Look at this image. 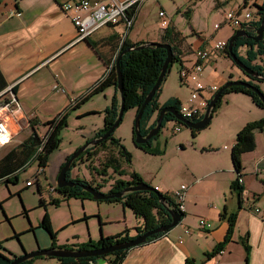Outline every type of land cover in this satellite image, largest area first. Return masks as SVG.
<instances>
[{"label":"crops","instance_id":"crops-1","mask_svg":"<svg viewBox=\"0 0 264 264\" xmlns=\"http://www.w3.org/2000/svg\"><path fill=\"white\" fill-rule=\"evenodd\" d=\"M66 1H1L0 69L7 82L6 88L15 87L13 93L27 121L35 116L41 122L47 121L62 111L69 110L70 113L73 109L81 118L93 115L94 121L86 127L87 131L77 140L82 146L88 140H92L96 132L103 128L104 111L117 94L114 86H108L93 94L88 91L105 76L108 65L115 60L123 40L127 39L133 45L160 42L166 27L156 35H149L148 32L137 29L136 24L139 23L141 12L139 10L126 37H123L126 28L121 23L105 25L86 39L78 40V30L70 14L63 9ZM203 42L199 47L187 45V50H182L183 57L191 59L194 50L207 47L209 42H206V39H203ZM241 49L247 51L245 46ZM241 49L240 54L243 55ZM219 55L222 53L217 56ZM257 60L255 63H258ZM240 70L237 77L230 75L227 81L249 80L241 68ZM89 94L90 96L84 99ZM234 94H237L235 100L247 101L243 97L247 96L246 94L241 92ZM173 98H178L177 94H165L162 83L160 104H165ZM252 102L256 104L253 99ZM232 109L233 115L237 116L234 124L235 133L248 122L257 120L249 115L264 117V112L251 109V105L249 114H245L243 107L236 110L233 106ZM236 135L231 138V146L235 142ZM118 137L121 140V136ZM255 139L256 148L242 155L244 179L242 207L238 195L231 188V183L236 178V171L230 156L226 161L225 158H217L206 170L188 168L183 178L184 185L188 186L181 222L158 239L131 248L121 264H186L188 258L201 264H244L246 251L241 240L247 234L251 247L249 264H264V219L253 211L254 206H264V131H256ZM112 146L114 145L107 143L99 155L106 153V158L115 153L117 150ZM225 149L228 147L225 146ZM74 151H61L56 158H53L55 165L65 163L67 157ZM87 163L83 162L85 166ZM94 164L97 165V160ZM255 181L258 183H254ZM38 183L49 211L40 180ZM54 199L62 201L59 208L63 209L64 206L68 208L67 213H63L64 219L60 225L55 226L54 219L51 220L52 229L57 231V245H80L90 240L97 241L101 236L118 234L126 229L130 230L131 235H135V227L143 225V218L137 217L133 210L122 202L96 201L87 198L64 199L62 195ZM0 201L2 202L0 208L3 210V214L0 215V242L6 249L20 256L24 252L52 248L50 234L40 226L45 212H41L39 218H36L38 220L34 226L29 223L19 224L13 221L15 215L20 212L21 215L25 213L29 219V214L25 212V210L29 211L27 208L29 205L25 202V206L19 204V209L12 212L8 208L6 198ZM206 203L208 207L205 206ZM224 206L229 213L237 212L232 240L226 244L224 251L206 259L205 253L211 251L226 236L229 223L228 220L220 217ZM200 217H205L212 223L210 230L200 225ZM61 229H64L63 233ZM187 229L189 232H186ZM16 234H19V237H16ZM36 262L59 264L55 258L47 257Z\"/></svg>","mask_w":264,"mask_h":264},{"label":"rangeland","instance_id":"rangeland-1","mask_svg":"<svg viewBox=\"0 0 264 264\" xmlns=\"http://www.w3.org/2000/svg\"><path fill=\"white\" fill-rule=\"evenodd\" d=\"M220 1H222L221 4ZM243 2L244 0H145L139 8L141 12L136 28L143 32H148L149 35H156L158 32H162L165 27L162 26L160 12L164 11L166 13V19L170 20L172 28L183 35V49H186L187 45L199 47L200 44L204 43L203 39L209 42L207 48H210L215 41L227 40L232 36L235 28L229 24H223L225 14L242 5ZM221 23L223 24L222 27L216 29L215 24ZM241 51L243 55H246V51L242 49ZM257 62L264 64V55L259 56ZM180 67L181 64L178 61H175L170 66L166 79L163 81L164 93L167 95L177 94L180 102L186 103L191 89L186 84H182L179 75ZM240 71V67L224 51L222 55L215 56L213 60L205 63L202 81L208 85L216 84L220 88L227 82L230 75L237 77V73ZM254 81L264 92V81ZM3 91H6V88ZM234 93L230 92L224 96L221 105L213 112L210 124L198 130L195 137L192 136L191 129L184 124L178 123L181 129L180 131H175V120L166 122L165 127L162 128L158 137L152 142L153 146L158 149L157 153H149L135 145L134 121L136 109L129 108L125 110L121 123L114 131V136H121V143L131 154V160L128 161L126 156L120 153L119 146H112L117 150L114 154L128 173L133 171L137 172L145 183L155 188L157 186L160 192L174 197V191L180 188L182 184H185L183 183V178L185 177L186 169L196 168L197 170H206L211 167L217 158H225L226 161L229 156L232 163L231 148L233 145L231 146L230 142L231 138L238 133H235L236 131L234 130L237 116L233 115V106L236 110L237 108L243 107L245 114H249L250 105L251 109L264 112V108H260L254 104L249 95L246 94L247 96H243L247 101H238L235 100L237 94ZM19 115L20 118L16 121L12 119L7 120L11 135L9 141L0 150V157L9 150L16 148L31 133L29 120L27 121L23 117L22 112ZM250 116L251 118H260L256 114H251ZM93 121V115H89L87 118H81L77 116L74 109L71 110L68 114L67 125L61 131V144L50 154L49 162L44 169L45 171L38 174L40 167L39 160L34 159L29 165L18 172V182L7 183L3 179L0 180V199L4 200L6 198L10 211L16 212L19 209V204L22 206H25V203L29 205L27 208L29 210L30 221L25 213L21 215L20 212L15 215L14 222L25 225L29 223L34 226L37 222L36 220H38L36 218H39L38 216L41 212H45L49 214L51 220L54 219L55 226L62 223L64 219L63 213L66 214L68 208L66 206L63 209L62 207L59 208L62 201L56 206L51 200L61 197L60 192L57 190V177L63 164L56 166L53 158H56L63 150L74 151L78 149V146H80L77 142L78 138L87 131L86 127L90 126V123ZM45 130L46 127H39L40 132L44 133ZM225 146L228 149H225ZM105 154L101 153V155L94 158L95 161L97 160V165H93L98 169L102 167L101 163L105 160ZM260 168H262V165ZM110 169L112 168H109L108 173L113 178H109L108 182H104V176L98 174L95 170H90L87 164L85 166L83 162L77 163L71 169V176L93 180L96 184L104 185L101 187V191L107 193L110 190V185L113 183L114 178L119 177L118 174H115ZM36 176L39 178L40 184L44 189L47 198L46 203L50 208L49 211L46 208V204H41L42 195L38 190L39 183L36 182ZM121 178L130 179V176L124 175ZM254 183H258V181ZM207 193L205 190V194ZM12 194L14 196H11ZM78 199L80 198H76V200ZM205 206L208 207L209 205L206 203ZM255 207L264 210L263 205L254 206L253 208ZM2 211L0 208V215L1 213L3 214ZM202 218L205 217H200L199 219ZM63 230H60L62 231L61 233L64 232ZM55 232L57 235V231ZM42 258L36 259L34 264H37L38 262L36 261ZM244 264H246V260Z\"/></svg>","mask_w":264,"mask_h":264},{"label":"trees","instance_id":"trees-1","mask_svg":"<svg viewBox=\"0 0 264 264\" xmlns=\"http://www.w3.org/2000/svg\"><path fill=\"white\" fill-rule=\"evenodd\" d=\"M1 1L2 0H0V3ZM261 8L263 10L264 4L261 6ZM259 15L260 17L253 24V28L251 30L246 31L249 36H254L256 30L259 28L261 24L262 11H259ZM164 31L165 32L160 42L170 44L173 51V61L168 66V70L166 73L167 76L170 66L175 61L181 62L182 50H183L182 46H184V37L179 31L172 28L170 22L169 25L164 29ZM236 31H238V29H235L234 33H236ZM234 33L232 35H234ZM131 46H133V43L131 41L127 39L123 40L115 60L108 65V69L105 73V76L103 77L99 85L96 86L90 92V94L97 93L102 91L108 86H114V88L117 91V94L113 97L112 103L104 111L105 113L104 126L101 130L96 132L94 138L100 137L104 133H106L117 120L119 109L121 106V97L119 96V92L117 90L118 72L116 68V59L123 50H126ZM244 46L247 47L245 56L240 54V48ZM233 51L247 66L254 69L259 76L264 77V64L255 63V61L259 58V56L264 55V37L260 41H254L251 37H239L233 43ZM225 52L230 57L228 45L226 46ZM166 57H167V49L162 47H151V46L145 48L133 49L125 52L122 55L120 60V69H121L123 85H124L123 96H124L125 110L129 108H135L136 114L139 112L147 95L154 87L161 74V70ZM245 75L249 77V80H247L248 82L260 88V86L254 80L262 81L261 78H255L246 73ZM166 76L163 79V81L166 79ZM6 87H7V82L0 69V92L3 91ZM11 90L15 92V87H12ZM160 92H161V86L157 90L151 101L148 103V105L145 107L144 112L142 114L141 133L143 135L148 134L149 131L156 126V118L163 107L174 106L177 110H179V105L181 102L178 98H173L167 103L161 105L159 102ZM230 92L245 93L253 99L256 105H258L261 108H264V103L253 89L244 87L242 85H233L226 88L223 91V94L221 98H219V100L217 101V104L213 109V112L216 110L218 106L221 105L224 96ZM90 94L86 95L84 99L89 97ZM68 111H62L57 115H55L52 119L43 122L39 121V119L36 116L31 117L29 119V126L31 127V133L16 148L9 150L4 156L0 158V180L3 179L7 183L18 182L19 179L18 172L21 169L25 168L27 165H29L35 158L39 160V166H42L45 169V166H47L49 162L50 154L55 149H57L61 144V131L63 127L67 125V118L69 114ZM203 116L204 114L194 119L193 121L197 122L201 120ZM170 120H176V119L171 113L168 112L164 115L162 128L166 125V122ZM40 126L46 127L44 133L39 131ZM258 130L264 131V117L254 121H250L246 125H244L238 131L235 138V142L231 148V158L236 171V178L232 181L231 188L232 191L238 195L240 207H242V202H243L242 194L244 191L243 184L239 183V176L241 175L243 176L242 155L245 152L252 151L256 148L255 132ZM161 131L162 129L160 130V132ZM197 132H198L197 129H191V133L193 137L196 136ZM158 135L147 143H136L135 133H134V142L137 147H140L149 153H157L158 149H156L153 146L152 142L154 139L158 137ZM89 141L90 140H88L87 143ZM107 143H111L114 146H119L120 153H123L128 161L131 160V154L121 143V140L115 137L113 133L107 140H103L98 145L90 146L83 153H81L80 156L73 162L72 167L68 170L67 179L77 181L80 184L91 185L92 187L101 190V187L104 185L96 184L93 180H87L79 177L75 178L71 176V169L74 166H76L77 163L88 162L87 166L90 170H95L96 172H98V174L105 177L103 179L104 182H108L109 178L110 179L113 178L108 173L109 168H112L113 172L119 175V177L114 178V181L110 186V190L107 192L109 194L117 193L126 187L144 182L143 178L137 172L133 171L127 173L114 153H112L110 156L105 158V160L101 163L102 167L100 169H98L96 166L93 165L95 161L94 158L97 157V155H99V153L102 151V149L106 146ZM71 155L67 157V160L70 158ZM64 164L65 163H63V165ZM124 175H129L130 179L121 178ZM36 181L38 183V178L36 179ZM80 184L72 187L69 186H65L62 188L57 187V190L61 193L64 199H69V198L94 199L93 195L88 191L84 190ZM38 190L40 193L42 192L40 185L38 186ZM156 191L159 192L160 194H163L167 198V202L169 204L168 207L177 209V204L171 195L164 194L157 189ZM97 201L122 202L125 206L131 208L137 217L143 218V225L135 227V231H136L135 235H131L130 230L126 229L118 234L110 235V236H101L100 239H98L97 241L90 240L80 245H57L56 232L52 229L51 219L49 214L45 213V215L41 220L40 226L50 234L52 238V248H62V249H71V250H92L102 247H108L116 243L129 241L142 233L152 231L158 228L159 226L167 225L172 221L168 207L161 202L155 191H147V190L131 191L126 193L123 197L120 198L113 197L109 199H99ZM60 202L61 200L58 199H54L52 201V203L55 204L56 206L59 205ZM1 203L2 202L0 201V204ZM41 204H45L43 198H41ZM25 212L26 214H28L27 210H25ZM182 214L184 215V213ZM220 217L222 219L228 220L229 223L228 230L224 240L217 243L211 251L205 253L206 259L216 256L217 254L224 251V247L226 246V244L232 240V236L236 227L237 212L229 213L227 207L224 206L223 210L220 213ZM165 233L166 232L155 233L150 237H148L146 242L158 239L159 237L163 236ZM16 237H19V234H16ZM241 242L246 251V256H245L246 264H249L251 247L249 245L248 234L244 238H242ZM130 249L131 248L114 251L109 254H106L105 256H86V257H78V258L48 256L47 258H55L59 262V264H98L99 258L103 257L106 259V264H121ZM17 257H18L17 255L6 249L0 242V264H9ZM42 257H46V256H37L35 258L25 260L18 264H34V261L36 259ZM186 264H201V263L196 262L194 259L188 258L186 260Z\"/></svg>","mask_w":264,"mask_h":264},{"label":"built area","instance_id":"built-area-1","mask_svg":"<svg viewBox=\"0 0 264 264\" xmlns=\"http://www.w3.org/2000/svg\"><path fill=\"white\" fill-rule=\"evenodd\" d=\"M145 0H67L63 4V9L70 17L78 30V40H83L89 37L96 30L105 25L124 24L126 32L123 37L127 36L128 31L132 28L136 15L138 14L141 4ZM264 4V0H244L243 4L228 11L225 14L223 24H229L235 29L251 30L253 24L259 19V11ZM12 14H18L12 12ZM162 18V26L167 27L169 20L166 19V13L160 12ZM215 24V28L219 29L223 25ZM228 45L227 40H217L210 48L200 47L194 50L191 59L181 58V67L179 75L182 84H186L190 89V95L186 103H180L179 113L186 119L193 121L205 113L210 99L218 91L219 86L216 84H205L202 81L205 63L213 60L215 56L225 51ZM103 77L88 91L91 92L99 85ZM21 106L17 101L11 87L6 88V91L0 93V150L6 145L10 138V126L8 119L16 121L20 118ZM11 120V121H12ZM13 121V122H14ZM175 131H180L178 121L175 120ZM37 159V158H35ZM42 166L38 169V174L42 173ZM38 177L36 176V179ZM243 176H239V183L243 184ZM186 185L182 184L180 188L174 191V200L177 204V211L184 213L186 200ZM255 214L264 219V210L255 207ZM200 225L209 230L212 228V223L205 218L200 219ZM189 232V229L186 230Z\"/></svg>","mask_w":264,"mask_h":264},{"label":"water","instance_id":"water-1","mask_svg":"<svg viewBox=\"0 0 264 264\" xmlns=\"http://www.w3.org/2000/svg\"><path fill=\"white\" fill-rule=\"evenodd\" d=\"M260 10L262 11V20H261V24H260L259 28L256 30V34L254 36H249L245 30L240 29V30L236 31V33H234V35H232L228 41V49L230 52L231 59L233 60V62L238 67H240L246 74L251 75L255 78H261L262 81H264V77L259 76L258 73L254 69L247 66L237 56V54L233 51V43L239 37H251L254 41H260L261 39H263V37H264V8H263V10H262V8ZM149 46H151V47H162V48L167 49V57L165 59V62L163 64V67L161 70V74H160L156 84L151 89V91L147 95L144 103L142 104L139 112L136 114L135 121H134V133H135V142L136 143H147L151 139H153L155 136H157L159 134L160 130L162 129L164 115L168 112L171 113L175 117L176 120L182 122L185 126H187L190 129L201 130V129L205 128L211 122L213 109L215 108L219 98H221L223 91L226 88L233 86V85H242L244 87H248V88L253 89L258 94V96L260 97L262 102L264 103V92L260 88L254 86L252 83L248 82L247 80H241V79L229 80L210 99V101L207 105V108L205 110L204 116L201 120H199L197 122L190 121V120L184 118L174 106H165L161 109V111L159 112V114L156 118V126L153 127L149 131L148 134L143 135L141 133L142 114L144 112L145 107L148 105V103L151 101V99L153 98V96L155 95L157 90L160 88V86L163 82V79L166 76L168 66L173 61V51H172L171 45L168 43L149 42V43H144V44H140V45H133V46L127 48L126 50H123L119 54V56L116 60V68H117V72H118L117 90L120 93V97H121V106L119 109L117 120L115 121L113 126L106 133H104L102 136L93 138L88 143H85L84 145H82L81 147H79L78 149H76L72 153L70 158L61 167V170H60L59 175L57 177V184H58L57 186L58 187H60V188L65 187V186L72 187V186L80 184L77 181L67 179V172L72 167L73 162L88 147L98 145L103 140H107L114 133L116 128L121 123V121L123 119L124 111H125L124 96H123L124 85H123L122 73H121V69H120L121 57L127 51H130L133 49L145 48V47H149ZM80 185L84 190L91 193L93 195V198L96 200L109 199V198H113V197L120 198V197H123L126 193L131 192V191L147 190V191H155L157 193L159 199L161 200V202L167 207L169 205L167 202V198L163 194H160L159 192L156 191L155 187H152L145 182L126 187L123 190H121L117 193H114V194L102 192L101 190H98V189L92 187L91 185H87V184H80ZM168 209H169V213H170L171 218H172L171 223H169L167 225L159 226L158 228H156L152 231L142 233V234L136 236L135 238H133L129 241L120 242V243L110 245L108 247H102V248L92 249V250H71V249H62V248L39 249L37 251L24 252V254L18 256L9 264H18L20 262H23V261L31 259V258H35L37 256L73 257V258L86 257V256H105L106 254H109V253L114 252V251L133 248L135 246H138L140 244L145 243L147 241V238L150 237L151 235L158 233V232H168L169 230L176 227L181 222L183 214L174 208L168 207ZM98 264H106V259L103 257L99 258Z\"/></svg>","mask_w":264,"mask_h":264},{"label":"clouds","instance_id":"clouds-1","mask_svg":"<svg viewBox=\"0 0 264 264\" xmlns=\"http://www.w3.org/2000/svg\"><path fill=\"white\" fill-rule=\"evenodd\" d=\"M238 30H240V29H238ZM255 34H256V32H255ZM229 40V39H228ZM12 88V87H11ZM12 91V90H11ZM13 92V91H12ZM178 121V120H177ZM38 180H39V178H38ZM157 189V188H156Z\"/></svg>","mask_w":264,"mask_h":264},{"label":"flooded vegetation","instance_id":"flooded-vegetation-1","mask_svg":"<svg viewBox=\"0 0 264 264\" xmlns=\"http://www.w3.org/2000/svg\"><path fill=\"white\" fill-rule=\"evenodd\" d=\"M219 90V89H218Z\"/></svg>","mask_w":264,"mask_h":264}]
</instances>
